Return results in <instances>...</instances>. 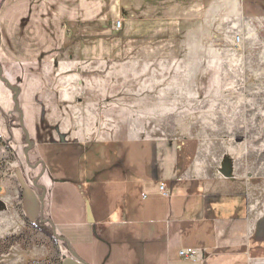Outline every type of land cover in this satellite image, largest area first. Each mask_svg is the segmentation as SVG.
Returning a JSON list of instances; mask_svg holds the SVG:
<instances>
[{"label": "crops", "instance_id": "0c3cea01", "mask_svg": "<svg viewBox=\"0 0 264 264\" xmlns=\"http://www.w3.org/2000/svg\"><path fill=\"white\" fill-rule=\"evenodd\" d=\"M206 1L0 0V66L17 82L25 128L46 166L44 173L36 154L43 202L27 188L22 204L49 219L77 255L68 251L61 264L264 263V177H236L192 138L63 141L32 133L47 130L43 116L56 113L51 81L43 84L48 67L118 61L127 46L179 33ZM96 32L117 42L83 41ZM186 249L194 253L180 256Z\"/></svg>", "mask_w": 264, "mask_h": 264}, {"label": "rangeland", "instance_id": "374dc122", "mask_svg": "<svg viewBox=\"0 0 264 264\" xmlns=\"http://www.w3.org/2000/svg\"><path fill=\"white\" fill-rule=\"evenodd\" d=\"M95 35L83 41L117 42ZM152 42L127 46L118 61L48 67L43 84L51 81L56 113L43 116L47 130L32 133L63 141L192 138L236 177H264V0H207L205 13L184 20L179 33ZM12 97L0 81V264H61L68 250L22 204L42 171L29 167L36 154L44 173L46 166L37 146L26 161Z\"/></svg>", "mask_w": 264, "mask_h": 264}, {"label": "water", "instance_id": "95a60500", "mask_svg": "<svg viewBox=\"0 0 264 264\" xmlns=\"http://www.w3.org/2000/svg\"><path fill=\"white\" fill-rule=\"evenodd\" d=\"M0 81L2 83H4L8 87L9 90L12 91V95H13L12 100L14 102L16 110L20 114V122L19 123H20V126L22 127V130H23V133H24V141L26 143V147L24 148V154L26 156V161L28 162L27 153L32 148L33 142L30 139V135H29V133L26 130L25 125H24L23 113H22V110L20 108L19 100H18V96H19L20 90H19V88L17 86H14L13 84H11V82L7 78H5L3 76V71H2V67L1 66H0ZM37 165H38V163H36L34 165V167L37 166ZM40 175H41V173H40ZM40 175L33 179L32 185H33V187L41 190V194L39 195V201L42 203L44 195H45V188H44L43 185L38 184V179L40 178ZM39 219H40V222H42V223H49L50 224L51 230H52V234H53V236L55 238H57L58 240H63V238L58 236V234L56 233L55 226L51 223V221L49 219H44L42 214H40ZM66 244H67V250L69 251V253L77 258V255L71 250V248H70V246L68 245L67 242H66Z\"/></svg>", "mask_w": 264, "mask_h": 264}, {"label": "built area", "instance_id": "2783aa9c", "mask_svg": "<svg viewBox=\"0 0 264 264\" xmlns=\"http://www.w3.org/2000/svg\"><path fill=\"white\" fill-rule=\"evenodd\" d=\"M119 25H120V20H117V21H116V27H119ZM159 189H160L161 192L164 193L165 186H164L163 183H160V184H159ZM193 253H194V252H193V250H191V249H186V250H180V251H179V255L182 256V257H189V256H191Z\"/></svg>", "mask_w": 264, "mask_h": 264}, {"label": "trees", "instance_id": "16d2710c", "mask_svg": "<svg viewBox=\"0 0 264 264\" xmlns=\"http://www.w3.org/2000/svg\"><path fill=\"white\" fill-rule=\"evenodd\" d=\"M38 223H39V225L42 226V227H47V228H49V233H50V235H53V234H52V230H51V226H50L49 223H42V222H40V221H38ZM58 236L61 237V238H63V237L60 236V235H58ZM60 241H61V243L63 244V246H64L65 248H67V244H66L65 239L63 238V240H60Z\"/></svg>", "mask_w": 264, "mask_h": 264}, {"label": "flooded vegetation", "instance_id": "af4514ba", "mask_svg": "<svg viewBox=\"0 0 264 264\" xmlns=\"http://www.w3.org/2000/svg\"><path fill=\"white\" fill-rule=\"evenodd\" d=\"M34 165H35V162L33 163V164H30L29 165V167H31V168H35V167H38L39 166V164L37 165V166H35L34 167ZM38 182H39V179H38ZM39 184V183H38ZM37 189V188H36ZM39 191H41L40 189H38ZM38 217H40V216H38ZM38 221H40V219L38 218Z\"/></svg>", "mask_w": 264, "mask_h": 264}]
</instances>
